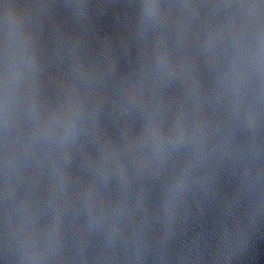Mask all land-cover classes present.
I'll return each mask as SVG.
<instances>
[{
	"label": "water",
	"instance_id": "1",
	"mask_svg": "<svg viewBox=\"0 0 264 264\" xmlns=\"http://www.w3.org/2000/svg\"><path fill=\"white\" fill-rule=\"evenodd\" d=\"M0 264H264V0H0Z\"/></svg>",
	"mask_w": 264,
	"mask_h": 264
}]
</instances>
